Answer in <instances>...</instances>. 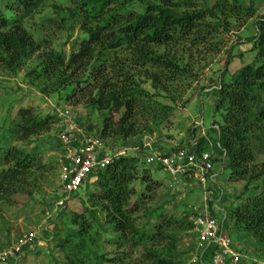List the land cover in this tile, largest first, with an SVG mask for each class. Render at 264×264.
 <instances>
[{
    "label": "trees",
    "instance_id": "1",
    "mask_svg": "<svg viewBox=\"0 0 264 264\" xmlns=\"http://www.w3.org/2000/svg\"><path fill=\"white\" fill-rule=\"evenodd\" d=\"M39 1L13 0L8 4V14L0 10V65L9 71L16 70L38 48L22 23L23 17ZM134 2L140 4V9L132 7ZM232 9L240 17H251L255 11L252 4L246 8L232 3ZM67 11L70 17L80 21L85 37L67 61L60 54L49 53L43 73L46 77L59 78V86L76 87L86 74L84 80L89 83L72 88L65 100L75 97L72 104L83 102L103 114L99 136L112 150L119 147L115 144L117 140L125 143L142 132H152L147 124L148 114L158 126L172 111L175 103L172 84L188 78L190 70L182 55L176 49L173 51V46L205 43L221 25L220 19L216 23L211 21L216 17L213 8L197 6L193 0H71ZM253 24L255 34L244 40L251 44L253 60L235 70L227 82L213 91L214 112L221 120H215L193 147H187L196 154L213 148L212 161L222 159L225 153L228 179L243 180L245 190L254 191L245 197L239 194L235 206H225L224 227L241 244L239 249L243 253L249 250L240 240L247 237L257 247L255 252L264 255V162L256 163V154L264 153V16H259ZM116 51L127 53L125 61L108 56ZM232 56L230 50L226 66ZM93 60L98 64L90 66ZM160 97L168 98L172 105L162 102ZM18 115L17 133L21 140L48 130L54 118L52 115L40 117L30 107L20 108ZM3 132L1 136L5 140L7 131ZM181 147L184 146L172 147L168 152ZM140 148L138 153L113 156L105 167L90 173L96 176L94 181L87 182L84 190L74 192L65 201L64 205L84 191L91 204L84 205L83 213L70 211L67 218L72 226L58 239L68 264H91L94 251L89 243L96 237L89 234L93 231L97 236L95 229L101 222L96 216L99 207L105 214L104 224L115 233L109 242L115 245L118 255H94L97 260L130 264V254L123 251L127 247H141L139 257L131 264H183L188 258L193 241L182 251L178 250L177 243L182 231H190V238L194 240L193 223L186 211L176 215L173 211L158 212L161 207H147L160 185L151 176L149 167H153L152 172L161 168L146 165L141 157L144 149L141 145ZM0 153V162L7 165L0 175L1 192L14 191L7 183H24L33 174V166H41V158L34 150L0 146ZM29 180L30 185L35 183L34 179ZM135 181L144 184V190L137 193ZM249 183L253 184L252 188L248 187ZM89 186L95 190L89 192ZM57 198L55 193L52 204ZM140 216L144 217L141 224L138 223ZM93 261L96 260L93 258Z\"/></svg>",
    "mask_w": 264,
    "mask_h": 264
},
{
    "label": "rangeland",
    "instance_id": "2",
    "mask_svg": "<svg viewBox=\"0 0 264 264\" xmlns=\"http://www.w3.org/2000/svg\"><path fill=\"white\" fill-rule=\"evenodd\" d=\"M12 1L0 0V10L8 14L10 12L8 4ZM193 1L197 6L213 8L216 17L211 21L216 23L217 19H220L221 25L205 43L193 46L187 42L182 43L185 45L173 46V51L176 49L182 55L183 62L190 70L188 78H180L172 84L174 86L172 89L175 90V92L172 91L175 97L172 111L158 126L154 125L151 114H148L147 124L152 132H142L128 138L125 143L117 140L115 144L119 147H116V150L123 149L126 154L138 153L141 149L140 145L143 147L144 143L149 145L146 147L147 151L151 147V150L156 149L164 153L172 147H193L197 139L206 134L215 120H221L219 114L214 112L216 97L213 91L215 87L227 82L235 70L253 60L254 51L250 50L251 44L245 43L244 40L255 34L253 22L259 16H264V0ZM232 3H240L246 8L252 4L255 11L251 17H240L232 11ZM70 4L71 0H40L37 6L23 17L22 23L36 41L37 50L14 71H9L0 65V146H17L30 151L34 150L41 158V166L37 168L35 164L31 169L33 174L25 179L24 183L14 182L12 185L7 183V186L14 187L17 191H0V244L12 243L23 234L32 233L33 237H36L27 249L25 246L19 256L6 264H68L64 251L60 250L58 239L64 236L69 226H72L67 218L70 211L83 213L84 205H91L87 197L88 193L84 191L62 207L52 204L60 171L61 148L56 139L63 128L60 122L61 113L67 110L69 111L67 113L72 111L78 114L81 125L91 127L89 131L95 135H99L103 115L87 107L83 102L72 104L75 97L66 101V96L76 86H59L57 84L59 78L46 77L43 73L48 63L49 53L60 54L64 61H67L71 51L76 50L81 39L85 37L80 21L70 17L67 11ZM132 7L140 9L141 6L134 2ZM230 50L234 56L226 66L225 62ZM126 55L124 51H116L115 54L111 53L108 56L125 61ZM97 64L98 61L93 60L90 66ZM85 77L86 74L81 76L80 85L76 89L89 83L84 80ZM146 87L152 90L149 85ZM56 88L59 90H55ZM160 98L162 102L172 105L168 98ZM22 107H30L40 117L54 116L48 130L21 140L18 137L17 126L20 121L18 110ZM4 130L7 131L5 140L1 136ZM143 130L146 131L145 128ZM109 147L112 148L110 145ZM143 151L146 152V149ZM209 151L213 153V148ZM141 155L143 156L142 153ZM214 162V170L217 172L216 181L224 192L220 201L222 206H235L239 202L237 199L239 194L243 193L245 197L254 192L245 190V181L228 179L229 170L226 157ZM261 162H264V153H257L256 163ZM149 168L151 176L158 180L160 185L154 192V199L147 202V207H161L158 212L164 210L170 214L173 211L179 215L186 211L192 202L201 198V190L193 178L180 176L174 181L164 170H153L152 172L153 167ZM5 169L7 165L0 162V175ZM29 179H34L35 183L30 185ZM252 185L249 183L248 187L252 188ZM133 186L137 193L144 190V184L142 185L139 181H135ZM256 187L258 189L261 187V181L256 184ZM88 189L91 192L95 190V187L89 186ZM96 213L101 222L95 229L98 231L97 236L93 231L89 234L96 237L89 243L90 249L94 251L90 257L96 260L92 262L91 259V264H112L93 257L103 253H107L108 256L118 255L115 245L109 242L115 233L104 224L103 210L99 207ZM140 217L138 218L139 224L144 221V217ZM230 238L237 242L241 249V244L232 236ZM192 241L190 231L180 232L178 250L187 249ZM240 241L249 250V253L241 251L246 264H264V255L255 252L257 247L254 246L251 238L245 237ZM125 250L130 254L131 264L139 257L141 247H127L123 249ZM113 264L123 263L116 261Z\"/></svg>",
    "mask_w": 264,
    "mask_h": 264
},
{
    "label": "built area",
    "instance_id": "3",
    "mask_svg": "<svg viewBox=\"0 0 264 264\" xmlns=\"http://www.w3.org/2000/svg\"><path fill=\"white\" fill-rule=\"evenodd\" d=\"M67 112L60 115L63 128L57 137L61 145V157L56 189L58 198L54 202L56 207H62L70 195L84 190L87 182L94 181L96 176L90 173L105 167L113 156L125 154L123 149L112 150L99 135L81 125L78 114ZM147 146L144 143L146 152L142 153L146 165L160 167L174 181L180 176L191 177L201 190V198L186 209L193 223L191 232L194 240L183 264H246L238 243L230 238L228 228L224 227L227 211L220 204L224 192L216 181L212 152L205 150L196 154L190 147H181L164 153L151 150V147L147 151ZM34 238L32 233L23 234L12 243L0 244V264H6L19 256Z\"/></svg>",
    "mask_w": 264,
    "mask_h": 264
}]
</instances>
